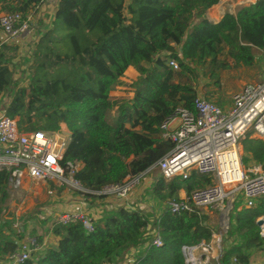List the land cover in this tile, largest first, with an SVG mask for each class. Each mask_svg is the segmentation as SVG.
Here are the masks:
<instances>
[{"label":"trees","instance_id":"16d2710c","mask_svg":"<svg viewBox=\"0 0 264 264\" xmlns=\"http://www.w3.org/2000/svg\"><path fill=\"white\" fill-rule=\"evenodd\" d=\"M219 1L59 0L51 27L31 51L27 85L16 84L10 67L19 48L0 44L4 114L23 132H55L65 125L70 140L61 165H78L74 178L86 190L82 196L102 200L105 188L156 170L172 148L162 124L178 108L194 110L201 97L182 80L192 64H216L227 53L236 64L250 67L256 49L264 57V0L214 23L206 13ZM42 4L0 0V13L27 19ZM169 59L179 68L170 67ZM130 69L139 75L133 96H112ZM240 141L249 155L244 154V162L264 161V139L248 133ZM9 177L0 171V213L11 196ZM214 183L213 177L195 171L172 180L158 173L152 192L159 202L169 203L181 192L190 195ZM261 216L264 196L253 208L235 205L214 264H264V237L257 225ZM93 225L88 231L81 221L57 222L48 242L37 239L41 249L18 264H187L182 248L210 243L216 231L203 210L174 214L167 207L159 213L125 207L103 211ZM156 237L162 246L152 244ZM20 239L11 226L0 227V264L17 251ZM255 252L262 253L259 262H253Z\"/></svg>","mask_w":264,"mask_h":264},{"label":"built area","instance_id":"2783aa9c","mask_svg":"<svg viewBox=\"0 0 264 264\" xmlns=\"http://www.w3.org/2000/svg\"><path fill=\"white\" fill-rule=\"evenodd\" d=\"M2 36L0 44H13L30 32L31 20L18 13L0 15ZM168 65L178 69V63L169 59ZM194 110L178 108L161 128L172 148L158 162L156 170L164 180L178 176L187 178L195 171L214 178L213 185L194 190L190 195L171 200L166 207L171 213L193 212L214 208L231 212L240 203L239 209L253 208L264 196V169L255 171L244 166L240 139L248 133L253 138L264 139V78L244 86L233 96L232 104L221 107L213 101L197 97ZM70 140L68 129L59 131L23 132L17 121L5 114L0 116V171L9 172V185L20 188L24 178L35 182L56 180L59 184L70 182L85 192L74 174L78 165H61ZM132 183L105 188L101 194L115 193L117 197L128 195ZM260 234L264 237V216ZM81 221L88 231L94 230L93 220L82 210L65 212L59 222ZM155 246L163 241L156 237ZM41 249L35 241L19 245L8 257V264H18L32 257ZM187 264H207L213 253V241L198 246L182 248ZM221 255V254H220ZM215 256V257H214Z\"/></svg>","mask_w":264,"mask_h":264},{"label":"rangeland","instance_id":"374dc122","mask_svg":"<svg viewBox=\"0 0 264 264\" xmlns=\"http://www.w3.org/2000/svg\"><path fill=\"white\" fill-rule=\"evenodd\" d=\"M47 1H49V4L43 6L44 14L43 12L40 13L39 9L30 16L32 25L30 32L25 35L29 38L26 48L17 45L19 49L15 53L13 63L10 66L17 85L25 86L28 84V70L33 59L31 51L34 49L35 42L41 33L51 27L57 0H44V3ZM3 13L6 12L3 11L0 15ZM44 19H46L45 23H43ZM35 23L41 24L39 28L33 26ZM95 35H99V33L95 31ZM255 60V64L250 67L243 64L238 65L227 53H224L219 57L216 64L210 62L203 65L192 64V71L183 72L182 80L195 87L201 97L213 101L221 107H228L232 104L233 96L244 86L256 83L264 78V57L257 49L255 50ZM145 65L149 66V64ZM138 76L135 69L128 70L125 77L122 78V84L112 91V96L132 97L135 89L134 82ZM62 127L68 129L65 125ZM240 144L242 157H244L243 142L240 141ZM248 156V153H246L245 157ZM244 166L253 171L259 166L264 169V161L256 162L251 159L245 161ZM156 174L158 172L154 170L139 178L128 180L132 183L128 195L133 190L141 191L142 194L139 198L147 203V209L149 211L153 210V212L154 210H161L167 205V202H159L153 195L152 190ZM9 191L11 193L10 199L2 205L0 227L4 224L11 226L13 232L21 236L19 245L29 244L33 241L37 243V239H42L44 243L48 242L51 237V230L65 213L58 208H65L69 203L68 199L65 198V194L71 191L74 197L80 196L82 198L81 190L74 187L70 180L68 183L61 185L56 180L35 182L26 177L20 188L10 187ZM115 196V193L104 194V198L99 201L96 211L98 216L103 211H108L103 210V206L111 203ZM100 206H102V209ZM203 211L209 216V221L216 230L212 240L215 249L213 254L220 256L224 236L230 228V213L232 211L229 213L214 208H207ZM262 257L261 252H255L253 262H259L263 259ZM212 262L214 263V260Z\"/></svg>","mask_w":264,"mask_h":264},{"label":"crops","instance_id":"0c3cea01","mask_svg":"<svg viewBox=\"0 0 264 264\" xmlns=\"http://www.w3.org/2000/svg\"><path fill=\"white\" fill-rule=\"evenodd\" d=\"M255 1L257 0H220L216 5L212 6L211 8L207 10L206 16L208 20L214 23H217L223 18V16L226 13L236 14L237 11L242 6L249 5L251 3H254ZM58 3H59V0H57L56 8L58 6ZM48 4H49V1L44 3V0H43V4L39 8L40 13L43 12L44 10L43 6L48 5ZM45 22H46V19L43 20V23ZM34 25L36 28H39V23H35ZM25 35L20 37V39L17 40L16 43L14 42L15 45H18L21 48H26V44L28 43L29 38L28 36H25ZM1 36H2V32L0 30V37ZM3 114H4V110L2 109L1 104H0V116ZM141 194H142L141 191L133 190L132 192L129 193L128 196L124 198H119L115 196L111 203L103 206V210H116L120 207H125L129 209L140 208L144 211H149V209H147L148 204L139 198ZM185 195H186L185 192H181L180 197H184ZM81 197L82 198H80V196L74 197L71 194V191H69V193L65 194V198H67L69 201L68 205L65 208H58V209L61 212H77V211L82 210L85 214L91 217L92 220L100 218L101 215L98 216L96 214V211L98 208L99 201L101 200H97V199H94V200L87 199L86 200L82 195ZM100 208L102 209V206H100ZM155 211L159 213V211L161 210H154V212ZM212 260H215V259L211 258L207 264H214ZM1 264H8V263L6 261H2Z\"/></svg>","mask_w":264,"mask_h":264},{"label":"water","instance_id":"95a60500","mask_svg":"<svg viewBox=\"0 0 264 264\" xmlns=\"http://www.w3.org/2000/svg\"><path fill=\"white\" fill-rule=\"evenodd\" d=\"M228 214H229V213H228ZM262 223H263V220H262V219H258V220H257V225H258V226H261Z\"/></svg>","mask_w":264,"mask_h":264}]
</instances>
